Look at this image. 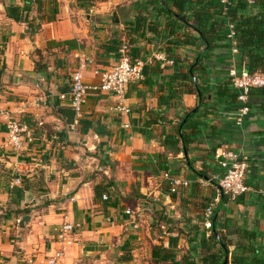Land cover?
Wrapping results in <instances>:
<instances>
[{"label": "crops", "instance_id": "crops-1", "mask_svg": "<svg viewBox=\"0 0 264 264\" xmlns=\"http://www.w3.org/2000/svg\"><path fill=\"white\" fill-rule=\"evenodd\" d=\"M218 2L0 0V109L34 136L15 150L0 123V264L44 262L65 222L78 228L59 264H162L156 247L195 264L212 253L222 264H264V102L250 98L248 116L239 115V104L216 106L218 86L232 87L228 71L246 73L231 48L213 50L205 71L189 68L207 49L199 29L212 30L217 45L226 42ZM124 45L146 63L144 79L127 88L129 113L116 111L113 96L91 93L71 131L74 113L67 123L58 112L72 110L71 75L89 60L83 81L98 84L94 71L115 66ZM196 85L212 89L204 103L216 112L190 118L185 133L193 142L184 150L178 127L199 105ZM219 148L245 160L250 188L214 209L227 255L200 223L217 196L205 182L221 172ZM165 173L188 186L172 193Z\"/></svg>", "mask_w": 264, "mask_h": 264}, {"label": "built area", "instance_id": "built-area-1", "mask_svg": "<svg viewBox=\"0 0 264 264\" xmlns=\"http://www.w3.org/2000/svg\"><path fill=\"white\" fill-rule=\"evenodd\" d=\"M218 1L223 6L230 2V0ZM243 1L249 6L254 4V0ZM229 30L230 34L228 38L232 39L234 36L232 25L229 26ZM231 53L232 56L239 54L234 42H232ZM87 64H91V61L85 60L83 66L73 73L70 79V107L74 113V120L69 126L71 131L75 130L77 127L86 96L91 93L113 96L118 103L116 111L128 114L129 109L123 104L127 88L130 84L138 83L144 79V69L146 66V63L141 59L132 60L129 55L128 47L124 45L119 49L118 63L109 70L94 71L99 77V82L96 85H88L83 81L81 72L82 69L86 68ZM228 79L237 92L239 115L248 116L250 112L248 108V104L250 103L249 92L252 89L264 87V74L248 75L247 73L239 72L233 67L228 71ZM1 122L5 125L10 145L15 150H22L25 144H31L34 141L32 130L26 124L13 120L8 113L0 109V123ZM214 160L223 174L221 178H212V181L205 182L212 183L213 181H217V196L215 200L208 205L203 214V225L206 230H211L212 228V214L220 198L226 197L230 201H234L250 191V188L245 184L247 164L244 159H240L237 155L226 149L219 148L214 152ZM163 176L169 182L170 191L172 193H175L180 187L188 186L187 181L173 178L168 173H165ZM15 183L19 184L20 179H16ZM106 199V196H103V200ZM126 214L131 215V212L126 211ZM76 228H78V226L74 223H63L57 236L58 248L54 249L51 255L42 263L29 259L25 264H59L64 256V245L67 244V237L71 235Z\"/></svg>", "mask_w": 264, "mask_h": 264}, {"label": "trees", "instance_id": "trees-1", "mask_svg": "<svg viewBox=\"0 0 264 264\" xmlns=\"http://www.w3.org/2000/svg\"><path fill=\"white\" fill-rule=\"evenodd\" d=\"M219 5V17H224V27L223 32L224 36L222 37V40L220 41H226L222 45H217L208 37V33H210L212 30H209L206 32L205 30L201 32L202 36L207 41V44L205 47L207 48L202 55H198L199 59L196 64H192L189 68L192 69V74L194 75L195 68L199 69L201 71H205L204 66H202V62L204 60H209L211 52L215 49H229L232 48V42L235 43V47L239 52L240 61L244 64L245 72L248 75H254V74H264V0H254V4L252 6L247 5L244 3L243 0H230V2L223 6L218 2ZM250 12V13H249ZM220 25V23L215 21V26ZM233 26V33L234 36L232 39H228V35L230 34L229 26ZM217 37V36H216ZM131 57V56H130ZM132 60H135L131 57ZM38 66H40L38 64ZM36 65V70H40L39 67ZM204 75L200 76V79L204 78ZM195 92L199 95V105L194 111L195 113L189 112V117L185 120L181 126L183 127V130H179L180 126L178 127V136L179 141H181L182 149L187 150L188 146L193 142L192 137L187 135L185 133V129L189 128V123L191 124L190 118H193L196 115H199V117H207V115L215 113L216 110L213 108H210L209 106H205L204 100L206 98L205 94L210 92L212 89L208 88L207 91H205V88H200L198 85L195 87ZM216 106L219 105H236L237 102V92L234 90L230 85H219L216 92ZM250 98H261L264 102V87L259 89H252L249 92ZM262 110L264 112V103L261 105ZM248 108L252 109L251 103L248 104ZM59 113H63L67 115L66 122L69 123L73 118V112L71 110L70 113H67L63 109H58ZM186 116V115H185ZM188 123V124H187ZM193 130H197V127L194 126ZM174 144H177L178 140L174 139L172 140ZM216 150V149H215ZM214 150V152H215ZM220 170V169H219ZM222 171L219 173L217 178L222 177ZM212 184H214L216 193H217V181H213ZM95 191V196H98V193ZM223 200L226 197H222ZM215 199H213L211 202H213ZM209 202L205 208H203L202 216L200 219V223H204V217L203 214L208 207V205L211 203ZM218 210V206H217ZM216 210V211H217ZM216 211H213L212 214V221L213 216L216 213ZM211 221V222H212ZM209 238L212 239L218 246L219 250L220 248L225 251V255H227V250L225 249V244L221 237H219V241H217L216 236H218V233L215 231V226L212 222V228L210 230ZM212 250H210L211 252ZM221 251V250H220ZM153 255L157 256V262H161L162 264H183L186 262V264H195L192 260L187 259L185 261V257H181L180 259H176L177 255L172 252L171 248H162V247H156L153 250ZM221 255H215V253H212L211 255H206L205 257H202V263L203 264H222L220 262ZM235 262V259H234ZM234 264V263H232Z\"/></svg>", "mask_w": 264, "mask_h": 264}, {"label": "water", "instance_id": "water-1", "mask_svg": "<svg viewBox=\"0 0 264 264\" xmlns=\"http://www.w3.org/2000/svg\"><path fill=\"white\" fill-rule=\"evenodd\" d=\"M1 74H2V71H0V77H1ZM96 132L99 133V134H102V133L105 132V130L103 128H101V127H97Z\"/></svg>", "mask_w": 264, "mask_h": 264}, {"label": "rangeland", "instance_id": "rangeland-1", "mask_svg": "<svg viewBox=\"0 0 264 264\" xmlns=\"http://www.w3.org/2000/svg\"><path fill=\"white\" fill-rule=\"evenodd\" d=\"M166 230V229H165ZM157 231L158 232H163L162 230H161V228H159V225L157 226Z\"/></svg>", "mask_w": 264, "mask_h": 264}]
</instances>
